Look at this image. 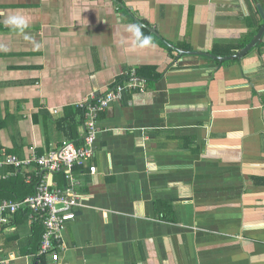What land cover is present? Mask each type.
Wrapping results in <instances>:
<instances>
[{"label": "crops", "instance_id": "obj_1", "mask_svg": "<svg viewBox=\"0 0 264 264\" xmlns=\"http://www.w3.org/2000/svg\"><path fill=\"white\" fill-rule=\"evenodd\" d=\"M260 10L264 0H0L1 149L30 158L79 142L86 102L128 72L147 80L97 120V173H77L84 207L59 261L36 258L43 227L18 214L0 225V264H264V33L244 52Z\"/></svg>", "mask_w": 264, "mask_h": 264}, {"label": "built area", "instance_id": "obj_2", "mask_svg": "<svg viewBox=\"0 0 264 264\" xmlns=\"http://www.w3.org/2000/svg\"><path fill=\"white\" fill-rule=\"evenodd\" d=\"M124 80L105 94L94 96L89 104L85 103V135L81 141L65 140L57 148L30 158L0 150V179L8 180L20 174L25 184L35 187L32 195L0 203V225H7L13 216L28 212L30 221L43 227L36 258L50 256L53 261H59L62 230L76 220L79 208L84 207L82 183L77 173L84 169H88L91 175L97 173L92 160L100 133L97 126L99 116L112 102L122 100L124 92L146 89V78L136 71L128 72Z\"/></svg>", "mask_w": 264, "mask_h": 264}, {"label": "clouds", "instance_id": "obj_3", "mask_svg": "<svg viewBox=\"0 0 264 264\" xmlns=\"http://www.w3.org/2000/svg\"><path fill=\"white\" fill-rule=\"evenodd\" d=\"M5 24L11 26L13 29L18 30L19 32H24L28 27V21L21 15H11L5 21ZM127 31L130 36L135 39L138 47H146L151 45V37L143 35L141 32V26L136 24H129ZM7 51V48L3 49Z\"/></svg>", "mask_w": 264, "mask_h": 264}, {"label": "trees", "instance_id": "obj_4", "mask_svg": "<svg viewBox=\"0 0 264 264\" xmlns=\"http://www.w3.org/2000/svg\"><path fill=\"white\" fill-rule=\"evenodd\" d=\"M0 150H1V148H0ZM9 153L12 154V152H9ZM13 154H15V153H13ZM1 182H3L4 184H2ZM8 182H12L14 184L13 186H15L14 187L15 190L13 192L6 188ZM9 184H11V183H9ZM16 184H19V187H16ZM16 189H18V190H16ZM34 192H35L34 185L25 184V181L20 174H18V176L15 178L14 177L10 178L9 180L0 179V202H2L3 200H7V199L14 200V199H19V198H25L29 195L34 194ZM20 214L23 215V217H28V215H29L28 212H21Z\"/></svg>", "mask_w": 264, "mask_h": 264}, {"label": "water", "instance_id": "obj_5", "mask_svg": "<svg viewBox=\"0 0 264 264\" xmlns=\"http://www.w3.org/2000/svg\"><path fill=\"white\" fill-rule=\"evenodd\" d=\"M260 11H261L262 17H263V19H264V13H263L262 10H260ZM263 33H264V24H263L262 28L260 29V31H259L258 35L256 36V38L254 39V41H253V42H252L247 48L244 49V52H245V51H248L251 47L256 46L257 43L261 40V38H262V36H263ZM185 53H186V52H185ZM240 53H242V52H240ZM240 53H239V54H240ZM204 55H207V56H209V57H211V58H215V57H213L212 55H209V54H204ZM236 57L239 58L240 56H236Z\"/></svg>", "mask_w": 264, "mask_h": 264}, {"label": "bare ground", "instance_id": "obj_6", "mask_svg": "<svg viewBox=\"0 0 264 264\" xmlns=\"http://www.w3.org/2000/svg\"><path fill=\"white\" fill-rule=\"evenodd\" d=\"M37 254V253H36Z\"/></svg>", "mask_w": 264, "mask_h": 264}]
</instances>
